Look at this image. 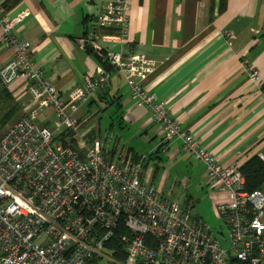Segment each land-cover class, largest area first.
<instances>
[{
    "label": "built area",
    "instance_id": "obj_1",
    "mask_svg": "<svg viewBox=\"0 0 264 264\" xmlns=\"http://www.w3.org/2000/svg\"><path fill=\"white\" fill-rule=\"evenodd\" d=\"M23 16L0 15V42L14 49L0 67V84L23 85L31 101L0 134V264H264V186L245 189L240 167L220 163L143 87L153 62L125 47L132 42L128 1L108 2L90 23L81 43L109 68L85 75L67 97L34 65L29 43L13 33ZM105 29L115 32L118 51L102 45L109 39L101 36ZM111 69L121 72L138 106L152 109L162 133L159 150L181 138L204 164L208 190L227 195L216 207L228 229L222 240L183 205L182 193L148 179L150 153H118L110 140L81 132L77 113L106 87ZM47 110L53 126L39 121Z\"/></svg>",
    "mask_w": 264,
    "mask_h": 264
},
{
    "label": "crops",
    "instance_id": "obj_2",
    "mask_svg": "<svg viewBox=\"0 0 264 264\" xmlns=\"http://www.w3.org/2000/svg\"><path fill=\"white\" fill-rule=\"evenodd\" d=\"M113 1L0 0V15L11 19L24 14L14 34L29 43L34 65L67 97L84 84L85 75L95 76L102 67L101 56L97 58L96 52L83 47L81 41L103 6ZM127 1L132 42L125 47L153 62L142 78L143 87L154 93L180 127L198 138L220 163L241 167L255 155L264 160V0ZM2 35L0 28V41ZM101 36L110 39L115 32L105 29ZM108 40L102 45L120 49L115 38ZM13 54L12 47L0 42V67ZM110 78L109 87L79 109L81 132L95 135L86 124H102L96 115L113 109L109 101L119 97L122 116L117 124L127 131L128 151L150 153L145 165L148 179L171 191L164 189L167 158L191 167L195 179L190 183L207 188L204 164L192 160L183 140L176 137L166 151L158 150L162 133L152 109L135 103L118 71H112ZM30 102L23 85L10 90L0 84V114L15 112L6 124L23 115ZM113 112L110 124H115ZM39 121L54 124L53 112L41 113ZM207 191L213 195L212 213L218 219L217 204L227 195Z\"/></svg>",
    "mask_w": 264,
    "mask_h": 264
},
{
    "label": "rangeland",
    "instance_id": "obj_3",
    "mask_svg": "<svg viewBox=\"0 0 264 264\" xmlns=\"http://www.w3.org/2000/svg\"><path fill=\"white\" fill-rule=\"evenodd\" d=\"M15 27L16 25L14 26V28ZM96 108L97 106L95 107V109ZM4 113L5 111L1 112L0 118L2 117ZM111 114H112L111 109L107 110V112H105L104 110H101L96 115L95 119L99 120V118L101 117L100 121H102V124H86V129L87 128L90 129L92 132L95 133L97 137L101 139H107L108 141L112 139L111 147L115 145L118 153H124L128 151V148H129L128 141L126 140V136H124V132H127V131H125L124 128H120L118 126L117 117H115V119L113 120L115 121V124H113L111 128L110 123L112 119H109V115ZM21 116H22V113L18 114L17 117H15L17 118L15 120H18ZM11 125H13V123L12 124H2L0 121V134L5 132L7 127ZM119 136L123 137L126 140V142L123 138H122L123 140L118 139V142H116V139L119 138ZM190 160L191 158L189 156L187 158V161H190ZM192 160H195V159H192ZM164 162H166L165 163V168H166L165 173H167V176L165 174L167 187L165 186L164 189H168V190L171 189L172 195L182 193L181 200L183 202V205L188 206L193 215L198 214L199 217H202L203 219L202 218L201 219L206 223V225L210 227L211 231L217 236V238L219 240H222V235L220 233H223L225 236H227L228 229H227V226L223 223V221L216 219V217L212 213L213 207L211 204V199L213 195L207 191V188H203L199 185L194 186V184H191L193 183L191 182L192 178L195 179V175L191 174V167H189L188 165L187 166L184 165L182 161L181 163L171 161V160L168 161L167 158L164 160ZM195 164L196 162L193 165ZM196 169L197 167H195V170ZM188 198H190L189 204H187ZM101 264H106V263L104 262Z\"/></svg>",
    "mask_w": 264,
    "mask_h": 264
},
{
    "label": "trees",
    "instance_id": "obj_4",
    "mask_svg": "<svg viewBox=\"0 0 264 264\" xmlns=\"http://www.w3.org/2000/svg\"><path fill=\"white\" fill-rule=\"evenodd\" d=\"M102 66L105 68H109L108 63L106 62V60H102ZM112 71H118L116 69H111ZM120 74L121 72L118 71ZM122 75V74H121ZM123 76V75H122ZM111 79V78H110ZM109 83L110 80L108 82V84L106 85V87L103 90H99L97 93L99 92H103L105 91L108 87H109ZM119 99V97L117 98ZM117 99L112 98L111 101H109V107H113L114 109H111L112 111H114V115L115 117H119L121 118L122 116V111H121V106L120 103H117ZM14 111L7 112L4 113L2 115V117L0 118V121L2 124H6L8 122V120L11 119V117L14 115ZM112 118H114L113 116H111ZM113 124H111V128H112ZM118 126L120 127L121 124H118ZM160 148H158L159 150ZM240 171L243 174V177L245 179V189L249 190V191H253L255 189H261L264 186V160L262 158H260L259 156L255 155L253 157H251V159H249L247 162H245L241 167H240ZM190 202V198L187 199V204H189ZM114 247L119 248V246L115 245V242H113ZM123 252L118 253V255H122ZM89 264H97L96 261H92Z\"/></svg>",
    "mask_w": 264,
    "mask_h": 264
},
{
    "label": "water",
    "instance_id": "obj_5",
    "mask_svg": "<svg viewBox=\"0 0 264 264\" xmlns=\"http://www.w3.org/2000/svg\"><path fill=\"white\" fill-rule=\"evenodd\" d=\"M87 49L90 50V51L92 50L91 47H89V46H87ZM95 56L98 58L99 54L95 53Z\"/></svg>",
    "mask_w": 264,
    "mask_h": 264
}]
</instances>
